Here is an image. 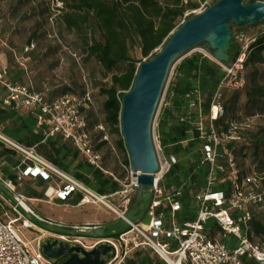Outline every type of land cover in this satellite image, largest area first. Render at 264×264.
<instances>
[{
	"label": "built area",
	"instance_id": "built-area-1",
	"mask_svg": "<svg viewBox=\"0 0 264 264\" xmlns=\"http://www.w3.org/2000/svg\"><path fill=\"white\" fill-rule=\"evenodd\" d=\"M207 5H203L201 11ZM233 36L241 44V50L229 62L217 60L224 76L214 92L208 119L203 118L201 111L199 118L189 119L198 133L196 138L199 142V163L207 169L204 182L192 200L196 202L194 216L188 218L186 213H181V184L176 186L173 193H166V186L161 185L166 175L180 161V157L175 152L166 153L158 136L159 145L155 144V147L159 171L155 174L153 196L145 216L139 221H130L124 232L109 237H96L94 243L87 247L91 248L102 240L111 242L116 248V254L107 264H124L127 255L137 248H149L158 259L156 264H248V260L264 264V243L255 239L250 224L255 212L264 210V187H261L264 172L253 169L249 173H243L233 151H220L221 146L227 142L243 139L244 134L264 116L255 114L232 119L226 125L217 124L225 113L221 89H243L246 85L249 43H242L244 35L239 31H235ZM34 47L35 42L32 41L24 45L23 51H30ZM74 55L76 56L75 53ZM15 57L26 67L23 55L16 52ZM81 70L83 87L80 92H66L50 98L31 83L12 79L8 67L0 66V86L5 89L2 100L16 110L32 112L37 124L44 128L45 138L61 135L65 140L71 141L91 166L121 186L119 190L107 194L99 193L95 188L88 187L58 169L38 153L35 145H22L12 139L6 141L21 154L18 165L19 181L25 176L56 181V187L48 186L46 191L51 192L47 197L63 202L78 191L83 193L80 202L86 195L92 201L113 195L121 196L126 199L125 210L120 213L122 216L129 209L131 194L137 191L131 159L129 156L126 164L117 154L123 174L129 173L133 177L131 184L128 183L127 175L120 176L104 165L103 154L96 148L86 118L87 111L95 107L93 88L88 73L83 68ZM200 103V99L192 100L190 106L199 107ZM97 130L101 132V141L111 151H116L105 124L99 123ZM6 182L13 185L10 179ZM221 183H226L228 188H219ZM19 196L24 200L23 196ZM210 222H213L215 230ZM31 227L36 225L0 194V264H53L41 254L39 246L31 248L30 242L22 234L21 229ZM53 235L87 246L81 236ZM228 237L232 240V246H228L223 240Z\"/></svg>",
	"mask_w": 264,
	"mask_h": 264
},
{
	"label": "trees",
	"instance_id": "trees-1",
	"mask_svg": "<svg viewBox=\"0 0 264 264\" xmlns=\"http://www.w3.org/2000/svg\"><path fill=\"white\" fill-rule=\"evenodd\" d=\"M2 1L0 0V5ZM62 1L64 2L61 15L63 26L75 33L74 44L81 49V54L94 57L107 71L116 70L110 75V82L100 86V93L103 96L102 112L104 113L105 127L110 136L112 132L120 134L122 133L123 95L132 87L140 65L155 57L162 50L173 32L181 26L186 10L196 8L198 3L192 0ZM47 10L46 8L45 11ZM192 16L193 14L190 17ZM255 24L257 23L250 25ZM31 26L27 27L32 29L29 43L35 42L41 23H34ZM231 27L232 35H234L235 31L245 29L246 25L238 26V29L233 28V25ZM62 36L65 38L64 35ZM232 39L230 60L235 59L241 50L234 36ZM4 49L9 53L6 48ZM51 50L55 52L53 48ZM16 52L18 53L17 49L11 48V54L9 53L8 73L11 77L17 76L19 79L22 75H30L29 80L24 83H31L37 90L44 91L50 98L66 92H74L68 87H63L62 93L50 95V91L47 92L45 87L38 86L36 78L31 75L32 69L28 65V61L31 60L34 65L42 63L46 58L45 51H40L36 47L27 52H24L23 49L19 51L24 56L26 67L16 59ZM71 52L76 55L80 54L77 49L76 51L71 50ZM246 69L249 71L243 89H221L225 113L217 121V124L226 125L232 119L264 114V33L249 44ZM223 76L224 72L218 63L204 53L195 52L185 57L177 66L176 77L168 90L169 103L161 112L158 120V133L164 151L177 154L182 151L188 153L185 160H180L168 173L167 176L170 180L166 185L168 193H173L177 185H182L183 192L179 200L182 202L184 210H188L194 194L203 184L207 172L206 166L199 163V149L195 154H191L190 147L183 145L185 140L197 141L198 133L189 119L199 118L200 111L203 118L208 119L214 92ZM197 99L201 101L200 106L191 107L192 100ZM1 110L5 115L13 116L20 121L13 129L7 131L8 134L27 146L35 145L38 153L60 168L69 170L71 162L79 157V151L72 147L71 141L64 140L61 135L52 139L53 137L44 138L43 133H37L33 129L37 122L32 112L28 111V113L22 114L20 110L11 108L6 111L4 107L0 108ZM91 110H88L87 113ZM87 113L88 130L96 143V148L101 149L105 142L101 141V137L99 139L95 137L96 128L94 126L97 122L91 113ZM43 138L44 141H42ZM107 148L109 149L108 146ZM251 149L253 152L252 162L257 163V171L264 172V129L259 131L250 129L244 134L243 139L237 142H227L221 146L220 151L222 153H225L226 150L233 151L241 167L239 156H245ZM193 156L195 157L194 161ZM126 162H129V159ZM83 165L85 170L89 169L87 164ZM81 178L83 181L89 182L87 177L81 176ZM95 179L97 188L102 194L113 193L121 188L120 185L109 184L108 179L103 178L101 173H96ZM10 180L15 181L14 178H10ZM218 187L228 188L226 183H221ZM261 187H264V177ZM82 198L83 195L79 194L78 202ZM193 216L194 214L190 211L186 212V217ZM250 224L255 236L264 235V210H257ZM213 225V222H210V226L215 230ZM223 240L228 246H232V240L229 237ZM157 262V257L149 248H137L133 250L132 256L127 255L124 264H156ZM247 263L259 264L255 260H248Z\"/></svg>",
	"mask_w": 264,
	"mask_h": 264
},
{
	"label": "water",
	"instance_id": "water-1",
	"mask_svg": "<svg viewBox=\"0 0 264 264\" xmlns=\"http://www.w3.org/2000/svg\"><path fill=\"white\" fill-rule=\"evenodd\" d=\"M262 20L264 0H216L186 19L162 50L140 65L132 87L122 99L121 129L137 187L133 204L124 215L97 225L65 224L41 217L23 205L21 197L1 176L0 194L33 224L53 234L102 238L126 231L130 221L145 216L152 200L155 174L159 171L153 123L172 64L182 52L202 43L216 60L229 62L233 44L231 23L244 26ZM39 249L53 264H107L116 254L115 246L108 240L87 248L55 235L42 237Z\"/></svg>",
	"mask_w": 264,
	"mask_h": 264
},
{
	"label": "rangeland",
	"instance_id": "rangeland-1",
	"mask_svg": "<svg viewBox=\"0 0 264 264\" xmlns=\"http://www.w3.org/2000/svg\"><path fill=\"white\" fill-rule=\"evenodd\" d=\"M192 1L198 3V6L196 8L187 9L181 23L188 19L192 14L195 15L200 12L203 5L208 4V7L216 0ZM63 7L64 2L62 0H3L0 5V49L6 48L11 54V48H15L18 53H20L19 51L23 49V46L30 41L29 37L32 33V29L27 27L34 25V23H41L39 34L35 37V47L40 51H45V53H47L45 54L46 58L38 65H34L31 60L28 61V65L32 69L31 75L36 78L38 86L45 87L47 92L50 91V95L62 93L63 87H68L70 88L69 90L74 92H80L83 87L81 70V68H83L84 71L88 73L94 93L95 107L92 108L89 113L92 114L94 120H104V113L102 112L103 96L100 93V86L107 85L110 82V75L116 70L107 71L94 59V57L81 54V49L77 48L74 44L76 39L75 33L70 32L63 26L64 24L61 17ZM46 8L48 9L47 11H45ZM231 25H233V28L238 29V26L234 22H232ZM238 31L244 35L242 43L250 44L259 35L264 33V21H260L255 25H246L245 29ZM62 35H64L65 38H63ZM236 42L241 45L237 39ZM52 48L55 52L51 50ZM76 49L81 55L79 54L75 56L72 54L71 50L76 51ZM195 52H202L217 63L214 55L205 47L204 43L182 52L174 61L170 68L153 123V136L156 146L159 145L158 120L161 112L169 103L168 90L172 81H174L176 77L177 66L185 57H188ZM248 71L249 70L246 69V75L248 74ZM12 78L20 80L17 76H13ZM262 129H264V116H262L252 128L253 131H259ZM112 135V143L117 152L111 151L108 154V157L112 158V162L115 164L113 170L120 176L127 175L128 183L131 184L133 177L129 173L123 174L124 171L118 158L119 155L120 159L126 164V160L129 159L123 134L112 132ZM6 139L12 141L9 138ZM183 145L185 147H190V150L192 151L191 154H195L199 149L198 140L196 142L194 140H185ZM187 154L186 151L179 153L180 160H185ZM192 159L194 161L195 157L193 156ZM239 161L243 173H249L253 169L258 170L257 163L252 162V149L249 150L245 156H239ZM167 175L161 183L162 186H166L167 182L170 180ZM61 181L62 180L59 182L62 183ZM108 181L109 184H117L116 182L111 181V179H108ZM12 186L14 188V185ZM33 186L34 183L29 180L22 189ZM136 193L137 191L131 194L132 199L129 202L128 208L133 204ZM79 194L83 195L82 192L78 191L77 193L72 194L65 202L56 199L50 200L46 196H43L42 199L38 200L24 199V201L41 217L72 225H97L107 223L119 218L120 213L124 211L126 207V199H123V197L118 195L82 203L78 202ZM195 208L196 202L192 201L188 211L194 213ZM185 211H187V209L184 210V212ZM21 231L25 239L30 242L31 248H37L42 237L53 235V233L39 226L34 228H23ZM255 238L257 241L264 243V235L255 236ZM81 240L87 245L86 247H89L94 243L96 237H82ZM132 255L133 251L129 253V256Z\"/></svg>",
	"mask_w": 264,
	"mask_h": 264
},
{
	"label": "crops",
	"instance_id": "crops-1",
	"mask_svg": "<svg viewBox=\"0 0 264 264\" xmlns=\"http://www.w3.org/2000/svg\"><path fill=\"white\" fill-rule=\"evenodd\" d=\"M0 66H7V67L9 66V53L4 48L0 49ZM29 76L28 75H22L21 77H19L20 80H18V81H20V82L22 81L23 83L27 82L29 80ZM12 79H14V78H12ZM4 95H5V89L2 86H0V108L4 107L6 109V111H9L12 107L3 102L2 99H3ZM12 109H14V108H12ZM20 112L22 114L28 113V111H20ZM19 122L20 121L16 120L13 116L5 115L3 110L0 111V176L2 178H4L5 180H9L10 178H14L15 179V181L13 182L14 190L17 194L23 196L24 199H29V200L42 199L43 196L47 197L49 192H51V190L46 191L48 186L51 185L52 187H56L57 182L56 181H46L40 177H33V176H25L22 178L21 181L18 180V173H19L18 165H19V162L21 159V154L17 150L13 149L8 144V142L6 141V138H10V139L22 144V145H25L24 143H21L18 140H16V137L7 133L8 130L13 129L16 125H18ZM96 122L97 123L94 126L96 128L95 137H98V139H99L101 137V132H99L97 130V125L99 123L105 124V119L104 120H96ZM33 129H35V131H37V133H43L45 135L44 128L39 126L37 123L33 126ZM165 129L167 130V127ZM44 138L42 139V141L45 140ZM52 139H54V137ZM111 139H112V135H111ZM35 143H37V142L35 141ZM72 147L75 148L73 145H72ZM100 150L103 154L104 165L107 168L113 170L115 164H114V162H112V158L108 157V154L111 152V149L110 148L108 149L107 144L105 143L101 147ZM110 157H111V155H110ZM83 164H87L89 166L88 167L89 169L85 170ZM54 165L58 169H61L62 171H64L69 176L73 177L74 179H76L80 182H83L88 187L95 188L98 192H99V190L97 188L96 181H95L96 180L95 179L96 173H101L103 178L109 179L106 174L102 173L101 171H99V170L95 169L93 166H91L87 162L86 157L81 152H79V157L76 160H74L73 162H71L69 170L62 169L59 166H57L56 164H54ZM81 176L87 177L89 182L83 181ZM29 180L34 183V186L22 189V187L24 185H26ZM104 194H107V193H104ZM183 210H184V208H183ZM186 212H189V211L187 210L183 213H186Z\"/></svg>",
	"mask_w": 264,
	"mask_h": 264
},
{
	"label": "bare ground",
	"instance_id": "bare-ground-1",
	"mask_svg": "<svg viewBox=\"0 0 264 264\" xmlns=\"http://www.w3.org/2000/svg\"><path fill=\"white\" fill-rule=\"evenodd\" d=\"M91 201H92L91 197H90L89 195H86V197H85V199L82 201V203L91 202ZM21 202H22V204L25 205L26 207H29L23 199H21Z\"/></svg>",
	"mask_w": 264,
	"mask_h": 264
}]
</instances>
